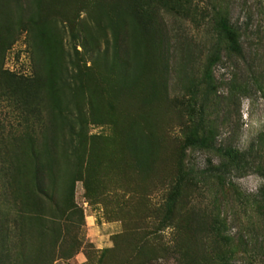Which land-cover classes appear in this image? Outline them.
Masks as SVG:
<instances>
[{"label":"rangeland","instance_id":"374dc122","mask_svg":"<svg viewBox=\"0 0 264 264\" xmlns=\"http://www.w3.org/2000/svg\"><path fill=\"white\" fill-rule=\"evenodd\" d=\"M113 1L0 0V264H264V0Z\"/></svg>","mask_w":264,"mask_h":264},{"label":"trees","instance_id":"16d2710c","mask_svg":"<svg viewBox=\"0 0 264 264\" xmlns=\"http://www.w3.org/2000/svg\"><path fill=\"white\" fill-rule=\"evenodd\" d=\"M160 1V0H159ZM170 1V0H168ZM174 2V0H171ZM120 2V0H114V6L113 7L116 11H118L120 9V6L118 5V3ZM164 3V2H162ZM112 9L114 12L115 10ZM214 24H215V30H216V36L219 37L220 39H223L224 41H226L229 45V48L232 51H237L238 50V45H237V40H236V29L234 28V26L229 22V20L226 17L223 16H217L214 19ZM212 63H214V60L210 61L209 65H211ZM14 134H7L6 136H13V138L11 140H4L2 141V143H0V151L3 153H8L9 152H18V150L20 151V147L15 148V141L19 140L16 135L14 137ZM28 138V141L30 143V146L26 149L27 152L30 153V156L32 158V164H33V170L31 171V187L32 189H34L35 193H39L41 195L44 196H48L47 195V189H46V180H47V175H46V167L44 166V161L47 159L45 156L46 154H49V152L45 149L47 146V143L43 142V154L40 153V151L37 150L36 147V143L35 140L36 138H33V135H31V133H26L25 134ZM19 142V141H18ZM186 144L191 145V146H195L197 148L200 149H206L209 148L211 145L210 141L207 140L205 137H196L194 135H190L185 139ZM22 150V149H21ZM225 156H227L232 162L234 163H239L242 159H243V154H241L239 151L233 149V148H224V149H219ZM16 158V162L14 164L15 169L17 170V176H7V183L10 186V188H12V186H15V189H19L21 188V186L19 187V176H20V171H21V164L20 161L21 160L17 156H14ZM7 175V173H6ZM264 176V167H263V172L261 173V177L263 178ZM13 179V180H11ZM15 184V185H14ZM179 187H176V192L170 196L171 198H169L166 208H165V212L166 215L169 218H172L174 215V209H175V204H176V200H177V196H178V190ZM14 192H17L16 190ZM258 194L261 196L262 202L264 204V188H259L258 189ZM19 216L21 217H25L26 213L22 210L19 211ZM216 231V229H215ZM20 256L24 257L25 254L24 252L20 253ZM9 264H12V262H10Z\"/></svg>","mask_w":264,"mask_h":264},{"label":"crops","instance_id":"0c3cea01","mask_svg":"<svg viewBox=\"0 0 264 264\" xmlns=\"http://www.w3.org/2000/svg\"><path fill=\"white\" fill-rule=\"evenodd\" d=\"M110 226H114V225H110ZM113 228H115V227H113Z\"/></svg>","mask_w":264,"mask_h":264}]
</instances>
